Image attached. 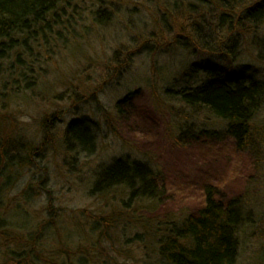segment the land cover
I'll use <instances>...</instances> for the list:
<instances>
[{"label": "rangeland", "instance_id": "374dc122", "mask_svg": "<svg viewBox=\"0 0 264 264\" xmlns=\"http://www.w3.org/2000/svg\"><path fill=\"white\" fill-rule=\"evenodd\" d=\"M72 2L73 27L36 64L35 87L5 103L6 135L36 149L34 165L3 193L14 233L27 236L40 226L28 237L39 240L31 247L41 264L61 248L72 264H158V242L197 213L211 189L223 206L237 202L242 211L236 264H264V103L253 120L260 134L240 149L225 132L227 122L167 92L231 73L264 81V61L257 59L264 18L245 21L242 30L234 25L237 45L226 57L207 53L176 29L184 21L173 0ZM230 37L223 34L229 46ZM125 98L129 103L118 104ZM73 120L91 126V153L64 149L62 133ZM116 159L152 171V198L129 202L123 187L90 192L95 175ZM29 183L32 191L22 193ZM92 222L102 230L93 232ZM6 250L19 248L11 243ZM6 250L0 242V264Z\"/></svg>", "mask_w": 264, "mask_h": 264}, {"label": "trees", "instance_id": "16d2710c", "mask_svg": "<svg viewBox=\"0 0 264 264\" xmlns=\"http://www.w3.org/2000/svg\"><path fill=\"white\" fill-rule=\"evenodd\" d=\"M72 1L0 0V242L5 250L11 243L19 248L17 252L6 250L3 264H41L39 253L31 247L39 240L34 242L28 237L38 233L40 226L27 236L14 233L13 223L9 224L12 221L5 212L4 191L14 186L25 168L34 165L31 157L36 150L22 139L6 135L9 129L5 118L10 120L11 115L5 111V103L10 96L35 87L36 64L66 40L65 34L73 27V13L77 7ZM249 1L173 0L171 8L182 15L183 19H179L184 21L182 25L176 23L179 26L176 29L183 34L188 33L190 39L207 53L228 57L237 45V39L233 38L236 34L234 25L242 30L245 21L258 24L264 18V0L251 6H248ZM101 12L97 11L96 16L100 17ZM221 31L231 35L230 46L225 44V32L221 34ZM258 48L257 59L264 61V41L258 44ZM209 70L211 74L215 71L213 68ZM212 78L187 91L170 89L167 92L180 103L194 109H206L215 118L227 122L225 132L236 140L240 149H245L250 138L255 140L260 134L253 120L264 103V81L249 80V77L246 79L237 73L227 75L224 80ZM121 102L129 103L127 98L118 104ZM10 125L13 127V123ZM91 129L85 120L71 121L62 133L64 149L91 153L94 147ZM152 175V171L142 163L116 159L95 175L90 192L97 194L123 187L129 191V202L146 195L152 198L150 193L155 187ZM26 188L28 193L32 191L31 183L22 193ZM205 191L202 207L197 213L185 216L178 226H170L166 238L158 242V264H236L239 234L245 225L242 211L237 202L223 206L214 198L211 189ZM91 228L93 232L102 230L99 222H92ZM49 260L50 264H72L63 248ZM77 263L82 264V261Z\"/></svg>", "mask_w": 264, "mask_h": 264}]
</instances>
